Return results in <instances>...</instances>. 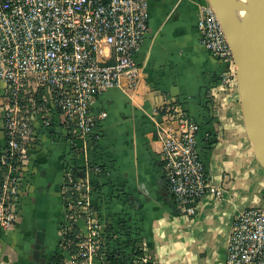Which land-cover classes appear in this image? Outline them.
Masks as SVG:
<instances>
[{
  "label": "crops",
  "instance_id": "obj_1",
  "mask_svg": "<svg viewBox=\"0 0 264 264\" xmlns=\"http://www.w3.org/2000/svg\"><path fill=\"white\" fill-rule=\"evenodd\" d=\"M198 3H149V33L136 56L139 87L129 90L123 79L120 88L97 96L93 113L107 117L76 160L80 176L93 182L92 200L105 229L126 225L153 264H226L235 215L264 206V167L246 133L238 88L222 83L223 64L200 45ZM171 103L199 125L200 156L209 181L223 193L206 196L193 219L180 212L166 185L156 125ZM53 123L50 129L38 125L33 188L22 200L19 223L0 239V264H50L59 253L72 155L57 117Z\"/></svg>",
  "mask_w": 264,
  "mask_h": 264
},
{
  "label": "built area",
  "instance_id": "obj_2",
  "mask_svg": "<svg viewBox=\"0 0 264 264\" xmlns=\"http://www.w3.org/2000/svg\"><path fill=\"white\" fill-rule=\"evenodd\" d=\"M151 1L0 0V239L19 223L22 200L33 188L38 125L50 129L57 117L72 157L63 182L59 253L50 264H111L94 187L80 176L76 160L107 117L93 113L97 96L120 88L123 79L129 90L139 87L136 56L149 33ZM194 1L200 45L223 64L222 83L238 88L234 54L215 9L206 0ZM161 112L156 132L166 185L180 212L193 219L206 196L223 193L209 181L200 156L199 125L178 104ZM134 247L144 251L134 264H153L141 241ZM226 264H264V206L235 215Z\"/></svg>",
  "mask_w": 264,
  "mask_h": 264
},
{
  "label": "water",
  "instance_id": "obj_3",
  "mask_svg": "<svg viewBox=\"0 0 264 264\" xmlns=\"http://www.w3.org/2000/svg\"><path fill=\"white\" fill-rule=\"evenodd\" d=\"M232 48L246 133L264 167V0H206Z\"/></svg>",
  "mask_w": 264,
  "mask_h": 264
},
{
  "label": "trees",
  "instance_id": "obj_4",
  "mask_svg": "<svg viewBox=\"0 0 264 264\" xmlns=\"http://www.w3.org/2000/svg\"><path fill=\"white\" fill-rule=\"evenodd\" d=\"M99 175H94L96 181H98ZM122 229H125V231L123 232ZM127 229L129 230L126 225L123 227L111 225L106 230L105 258L111 264H134L133 259L136 256L141 257L144 255L142 249L136 251L134 247L136 242L141 241L140 236L134 238Z\"/></svg>",
  "mask_w": 264,
  "mask_h": 264
},
{
  "label": "flooded vegetation",
  "instance_id": "obj_5",
  "mask_svg": "<svg viewBox=\"0 0 264 264\" xmlns=\"http://www.w3.org/2000/svg\"><path fill=\"white\" fill-rule=\"evenodd\" d=\"M51 259H52V257H51Z\"/></svg>",
  "mask_w": 264,
  "mask_h": 264
},
{
  "label": "bare ground",
  "instance_id": "obj_6",
  "mask_svg": "<svg viewBox=\"0 0 264 264\" xmlns=\"http://www.w3.org/2000/svg\"><path fill=\"white\" fill-rule=\"evenodd\" d=\"M26 199V198H25Z\"/></svg>",
  "mask_w": 264,
  "mask_h": 264
}]
</instances>
